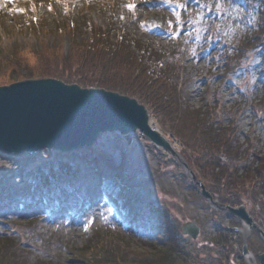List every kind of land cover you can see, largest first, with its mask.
I'll use <instances>...</instances> for the list:
<instances>
[{
  "label": "rangeland",
  "instance_id": "rangeland-1",
  "mask_svg": "<svg viewBox=\"0 0 264 264\" xmlns=\"http://www.w3.org/2000/svg\"><path fill=\"white\" fill-rule=\"evenodd\" d=\"M170 4L169 0H0V76L11 73L6 58L8 53H15L18 61L13 66L20 67L14 71L19 79L12 83L28 79L24 77L33 72L52 71L55 63L71 66L75 60L69 51L75 41H89L88 45L97 44L96 48L102 44L106 47L107 40L113 44L116 35L97 37L92 31L96 25L125 29L123 36L131 42L136 57L142 59L139 64H144L145 72L165 82L158 91L159 95L164 92L161 100L167 92L179 102L177 112L158 116L144 105L152 124L174 142L192 170L188 172L168 151L156 148L141 133L132 134L129 143L121 134L107 132L94 146L70 153L46 149L24 156L0 154V234L12 223L17 224L18 232H26L22 240H17L16 250L3 252H8L13 264H242L241 235L244 258L245 248L250 252L249 247L253 249L249 237L257 239L258 245L261 242L258 249L264 250V195L255 194L263 190L264 179H253L244 188L234 187L232 182L238 179L234 171L228 172L222 178L224 186L216 185L221 196L229 199L224 203L210 188V179L191 166L186 153V140L195 145L196 116L206 114L207 105L218 101L213 114L203 119L205 124L220 130L232 121L239 136L233 146L240 152L225 155L229 160L224 168L239 169L237 174L243 177L245 168L254 161L252 151L264 155V50L246 54L241 60L243 70L233 77L223 79L221 73L225 48L246 36L251 24L260 25L259 10L251 17L244 6L232 4V0H209L207 6L213 12H203L194 1L185 0L174 13ZM194 22L197 28L192 29ZM105 55L111 58L114 53ZM128 60L131 63L132 58L127 57L126 64L115 61L118 73L110 74L109 81L148 96L151 90L140 89L132 82L134 76L130 74L139 69L132 72L136 65ZM127 63L131 70L126 71ZM209 83L212 86L208 89ZM249 137L256 145L248 143ZM4 157L23 159L31 169L38 164L50 167L48 164L54 161L77 170L57 183L67 193L62 189L58 192L54 185L43 194L38 189L27 195L28 203L23 206L20 199L26 189L20 170L17 163ZM121 165L127 168L123 179L129 190L122 191L124 197L117 194L123 202L109 196L104 184V175L110 184L118 183L116 170ZM193 174L199 183L193 180ZM203 186L223 205H245L257 227L249 230L229 210L211 206L201 193ZM235 201L241 204L232 205ZM158 210L170 220L159 216ZM187 222L200 227L197 240L183 234ZM235 228L238 249L234 250V241L230 245L228 238L232 239ZM223 240L226 245L219 249L216 243ZM172 242L178 252L170 250ZM245 259L260 264L255 256Z\"/></svg>",
  "mask_w": 264,
  "mask_h": 264
},
{
  "label": "trees",
  "instance_id": "trees-1",
  "mask_svg": "<svg viewBox=\"0 0 264 264\" xmlns=\"http://www.w3.org/2000/svg\"><path fill=\"white\" fill-rule=\"evenodd\" d=\"M185 0H169L171 2L172 7L176 10L175 7L179 6V3H182ZM196 3L198 7L203 10V12H207L211 9L207 6L209 0H192ZM232 4H240L245 7V10L251 14L255 15L256 11L259 10V15L261 16L260 25L257 26L256 24H251L249 27V32L246 34V36L241 37L238 41L235 42L234 46H228L226 47V57H225V64H224V71H222V78L226 79L227 77L238 74L240 71H242L241 65L243 64L242 59L248 55L251 51H255L257 49H263L264 50V0H232ZM258 4L260 6L258 7ZM252 9V13L251 10ZM212 11V10H211ZM213 12V11H212ZM191 20H194L196 22V18L192 17ZM195 22L192 24L193 28H197L195 26ZM191 29V30H192ZM149 30H151V27H149ZM195 30V29H194ZM215 30V29H213ZM92 31L94 32V35L97 37H105L109 34L114 33L116 35L117 39L113 44L109 42L108 40L105 41V45L102 44L100 47L96 48V45H88L89 41H81L72 43V50L69 52L71 53V58L75 60L72 62L71 66H67L66 68L60 67L62 64L55 63L53 64L54 67L64 68V70H56L54 67H52V71H37L31 73L29 76L24 77L28 79L33 78H41V77H53L57 79H61L65 81L66 83L70 84H79L80 86L84 88H105L107 90L116 91L123 95H128L131 97L137 98L140 102L148 106L150 110L153 113H157L156 115L163 114L165 112H177L179 109V102L175 98L173 94H168L166 92V95L161 100V94L164 92H161L160 95L158 94L159 90L163 89V86L165 85V82L161 80L160 77H153L150 76L149 73H146L143 66L144 64H139V62H142L141 58L136 57L134 53V48L131 45V42L127 40L125 35V29L122 31L117 28H113L111 24L108 25H96L93 27ZM196 31V30H195ZM107 37V39H108ZM87 44V45H86ZM259 49V50H260ZM46 52H52L53 54H56L53 50L45 49ZM13 51V50H12ZM18 51V50H17ZM108 51H113L114 55H111V58L108 57V55H105ZM11 52V51H10ZM69 53V54H70ZM103 54V55H102ZM116 54L119 55L121 59H118L119 57L116 56ZM137 54V53H136ZM7 55H10L9 58L7 57L6 63L12 66L11 73H7L4 76H0V85L12 83V81L18 80L17 72L18 68L17 66H13L18 61L17 55L15 53H8ZM6 55V56H7ZM50 56V55H49ZM127 57L132 58V61L130 64H135L136 67L132 69L134 72L135 70L139 69V72H134L133 74H130V76H134L132 78V82L135 86L138 85V87L141 89L145 87L148 90H151L149 93V97L141 94L138 91H135V89L132 88H126L124 85L115 82L109 81L110 74L118 73V71L115 69V61L118 63L124 62L126 64ZM69 58V57H68ZM54 60H58V58H55ZM140 60V61H139ZM264 60V55H263ZM15 63H14V62ZM12 62V63H10ZM77 62L76 67H74V63ZM52 65V66H53ZM127 67V68H126ZM125 67L126 71L131 70L130 65ZM51 69V67H49ZM141 68V69H140ZM66 69V71H65ZM17 71V72H14ZM68 71V72H67ZM136 74V75H135ZM208 86V89L212 86L211 83ZM162 86V87H161ZM174 94L178 95V91L175 90ZM157 105H156V104ZM215 105L218 104V101L214 103ZM215 105L208 104L207 110L208 112L206 114H203L202 116H196V121H199L197 126L195 127V136L193 137L195 139L193 145L191 140H186V143L188 144V157L190 158V164L191 166L200 174V176H204L207 178V180L210 179V184L212 182V186L210 185V188L214 189V193L216 197H218L221 201L224 203H229V199H225L224 196H221L220 192L221 190L216 187V185L224 186L223 179L225 176H227V173L230 171H234L233 176L236 174V178L238 180L233 181L232 183L235 186H239L241 188L245 187L246 183H252L251 180L256 179V181H260L261 179H264V155L260 153L253 152L254 154V161H252V164L245 168L243 177L238 176L239 169L232 170L231 168H228L227 170L224 168V164L227 160H229L225 155H230L234 153H239L240 151H236L233 146L234 142L239 141L238 136V130L234 128L235 124L234 122H230L227 125H223L221 129H213L211 127H208L205 122V120H208L206 116H211L213 114L214 108H216ZM206 117V118H205ZM256 118L257 115H255ZM205 119V120H203ZM200 121L202 124H200ZM204 122V123H203ZM219 142H218V141ZM248 143L253 146L256 145L253 140H250V137L247 139ZM219 146V147H217ZM243 147V145H239L238 148ZM215 152L216 154H213ZM250 152V151H249ZM247 152V153H249ZM57 154V153H56ZM203 154H206V156H203ZM221 154V155H219ZM58 155V154H57ZM4 156V155H3ZM229 157V156H228ZM248 157V156H246ZM8 160H13V164L18 165V169L20 170L22 179L21 182H23V185H25L26 192L23 194L22 198L20 199V202L24 205H27V195L29 193H34L35 190H41L42 194L45 190H48V187L50 188L52 185L56 187L58 192L62 189L60 186L58 187L57 183L60 179L63 177L66 178L69 175H75L76 174V168L69 167L67 164H59L54 161H50L48 165L50 167H47L45 164H38L35 169H31L29 165H24L23 159L20 158H10V157H4ZM29 159V158H28ZM90 162H95V158L89 157L88 159ZM215 161V162H214ZM91 163V164H92ZM94 165V164H92ZM122 167H118L116 170V178L118 183L116 184H110L107 183V192L111 197H117V194L120 193L123 196L122 193H129V190L125 186L124 182V173L126 171V165H121ZM123 180V182H122ZM4 184V183H3ZM7 186V184H4ZM3 185V186H4ZM4 186V187H5ZM215 186V188H214ZM231 186V185H229ZM122 187V189H121ZM197 191H199L198 188L195 187ZM263 189L261 192L255 193L256 195L263 196L264 195V185L261 187ZM61 191H64L67 193L65 189H62ZM6 193V192H5ZM218 193V194H216ZM251 193V192H249ZM9 196L10 194L7 193ZM220 195V196H219ZM258 195V196H259ZM124 197V196H123ZM121 199V198H120ZM123 200V199H122ZM234 204H241L237 203ZM133 203V202H132ZM159 211V216L164 218H169V216H164L165 213ZM42 216V215H41ZM35 222V220L30 221V223ZM29 223V224H30ZM13 226H8L2 234H0V264H13L9 261L10 255L7 253H3L5 251H11L14 250L19 245L17 244V240H22L23 236L26 234V232H18V226L16 223H12ZM14 225L17 226V228L14 227ZM33 224H30V227H32ZM170 229H172L170 227ZM169 229V231H170ZM168 230V228H167ZM170 250H174L175 252H178L177 246H175V243H170L169 246ZM16 250V249H15ZM169 256V255H168ZM167 256V258H168Z\"/></svg>",
  "mask_w": 264,
  "mask_h": 264
},
{
  "label": "water",
  "instance_id": "water-1",
  "mask_svg": "<svg viewBox=\"0 0 264 264\" xmlns=\"http://www.w3.org/2000/svg\"><path fill=\"white\" fill-rule=\"evenodd\" d=\"M107 132L119 133L129 143L132 134L141 133L192 173L174 142L153 126L147 107L135 97L50 77L0 86V154L4 156L31 155L46 149L70 153L94 146ZM193 180L199 183L194 174ZM201 193L211 206L229 210L249 230L257 227L245 205H223L213 200L204 186ZM200 232L194 222L183 225V234L194 240ZM244 251L245 258L254 256L246 248ZM259 258L264 264V254Z\"/></svg>",
  "mask_w": 264,
  "mask_h": 264
},
{
  "label": "flooded vegetation",
  "instance_id": "flooded-vegetation-1",
  "mask_svg": "<svg viewBox=\"0 0 264 264\" xmlns=\"http://www.w3.org/2000/svg\"><path fill=\"white\" fill-rule=\"evenodd\" d=\"M232 205H237V204H232ZM233 207H235V206H233ZM231 215V214H230ZM232 217H234L235 219H236V217L235 216H233V215H231ZM238 229H234L233 231H232V233L234 234V236H232V239H230V238H228V240H230V242H229V244L231 245L232 244V242L234 243V250L237 248L238 249V240H237V237L236 236H238V232H236ZM234 232H236V233H234ZM241 235V234H240ZM241 239H242V243H243V245H242V247H241V258H240V260H241V263L242 264H252V263H248L247 261H246V259L243 257V246H244V241H243V237H242V235H241V237H240ZM250 241H251V244H250ZM255 241V242H254ZM258 243V240L257 239H255V240H251L250 239V237H249V240H248V244H250V246H252V248L253 249H251L250 247H249V249L251 250V252H252V254L255 256V259H256V261L257 262H259V256L262 254V253H264V250H261V249H258V247H260V243L261 242H259V245L257 244ZM216 245L218 246V248L220 247V248H224V246L226 245V243H225V241L223 240L222 241V243H220V242H218V243H216ZM219 248V249H220ZM232 248V249H233ZM236 261V260H235ZM253 262V261H252ZM254 264H256V262L254 261Z\"/></svg>",
  "mask_w": 264,
  "mask_h": 264
},
{
  "label": "bare ground",
  "instance_id": "bare-ground-1",
  "mask_svg": "<svg viewBox=\"0 0 264 264\" xmlns=\"http://www.w3.org/2000/svg\"><path fill=\"white\" fill-rule=\"evenodd\" d=\"M4 1H6V2H9L10 0H4ZM154 126V125H153ZM155 127V126H154Z\"/></svg>",
  "mask_w": 264,
  "mask_h": 264
},
{
  "label": "snow or ice",
  "instance_id": "snow-or-ice-1",
  "mask_svg": "<svg viewBox=\"0 0 264 264\" xmlns=\"http://www.w3.org/2000/svg\"><path fill=\"white\" fill-rule=\"evenodd\" d=\"M129 8L131 9V8H132V6H131V5H129Z\"/></svg>",
  "mask_w": 264,
  "mask_h": 264
}]
</instances>
